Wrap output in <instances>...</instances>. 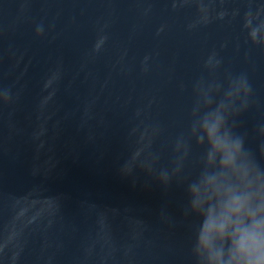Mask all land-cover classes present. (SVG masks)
<instances>
[{"label":"water","instance_id":"1","mask_svg":"<svg viewBox=\"0 0 264 264\" xmlns=\"http://www.w3.org/2000/svg\"><path fill=\"white\" fill-rule=\"evenodd\" d=\"M241 74L259 158L264 0H84L0 210V264H194L179 175L198 150L174 144L195 85ZM130 158L175 178L125 177Z\"/></svg>","mask_w":264,"mask_h":264},{"label":"clouds","instance_id":"2","mask_svg":"<svg viewBox=\"0 0 264 264\" xmlns=\"http://www.w3.org/2000/svg\"><path fill=\"white\" fill-rule=\"evenodd\" d=\"M251 91L243 74L229 78L226 86L216 79L197 83L188 125L174 144V153L186 163L193 145L198 150L192 169L186 172L184 167L179 175L183 216L195 218L194 264H264V145L258 158L237 123ZM0 97L10 100L8 92ZM259 133L264 136V126ZM136 169H145L165 185L175 178L173 170L131 158L120 171L130 177Z\"/></svg>","mask_w":264,"mask_h":264}]
</instances>
